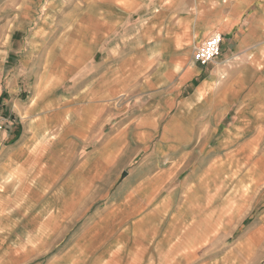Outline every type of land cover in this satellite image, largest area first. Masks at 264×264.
I'll return each mask as SVG.
<instances>
[{
  "label": "crops",
  "instance_id": "crops-1",
  "mask_svg": "<svg viewBox=\"0 0 264 264\" xmlns=\"http://www.w3.org/2000/svg\"><path fill=\"white\" fill-rule=\"evenodd\" d=\"M263 188L264 0H0V264H264Z\"/></svg>",
  "mask_w": 264,
  "mask_h": 264
},
{
  "label": "rangeland",
  "instance_id": "rangeland-1",
  "mask_svg": "<svg viewBox=\"0 0 264 264\" xmlns=\"http://www.w3.org/2000/svg\"><path fill=\"white\" fill-rule=\"evenodd\" d=\"M195 52V51H194ZM221 55V54H220ZM227 179H233L234 173H226ZM232 190L235 189H222V191H226L223 193V196L229 195ZM247 189H240L236 188L235 191H246ZM249 195L250 196H264V188L263 189H250ZM247 192V191H246ZM238 194V192H237ZM241 195V193L239 194ZM263 198V197H262ZM228 204L221 205V219L218 223L220 228L219 231V242L221 245V249H226L229 245L233 243H239L244 238L246 234H250L249 237L252 239V244L255 249V254H261L259 252L263 249V210H264V203H254L251 207L248 204L243 205V210L234 211L227 210ZM245 209V210H244ZM223 210L228 211L225 212ZM234 216V218L228 219L225 217ZM245 216V217H243ZM252 232L250 233V231ZM257 251V252H256ZM1 254V253H0ZM21 254V253H20ZM226 254V252H221V258ZM19 255V252L12 253V260L14 261L15 258ZM19 257V256H18ZM35 258V253L33 252V256L31 259ZM51 258V255L48 257ZM2 259V257L0 258Z\"/></svg>",
  "mask_w": 264,
  "mask_h": 264
},
{
  "label": "built area",
  "instance_id": "built-area-1",
  "mask_svg": "<svg viewBox=\"0 0 264 264\" xmlns=\"http://www.w3.org/2000/svg\"><path fill=\"white\" fill-rule=\"evenodd\" d=\"M223 37L220 34H214L209 37L194 52V60L196 63L207 66L214 62L221 54V45Z\"/></svg>",
  "mask_w": 264,
  "mask_h": 264
}]
</instances>
